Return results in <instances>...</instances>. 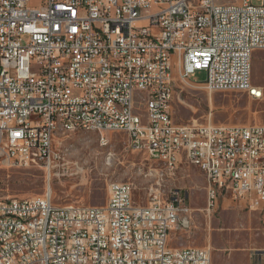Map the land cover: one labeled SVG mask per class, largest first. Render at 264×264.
<instances>
[{
	"label": "built area",
	"instance_id": "obj_1",
	"mask_svg": "<svg viewBox=\"0 0 264 264\" xmlns=\"http://www.w3.org/2000/svg\"><path fill=\"white\" fill-rule=\"evenodd\" d=\"M0 0V156L50 174L59 132L123 131L155 165L145 205L109 182L103 205L43 193L0 200V264H211V247L171 246L191 227L186 194L166 186L186 162L219 198L264 205V124L175 123L176 81L244 91L264 50V0ZM23 36L27 41L23 42ZM197 70L203 82H191ZM177 72V76H175Z\"/></svg>",
	"mask_w": 264,
	"mask_h": 264
},
{
	"label": "rangeland",
	"instance_id": "obj_2",
	"mask_svg": "<svg viewBox=\"0 0 264 264\" xmlns=\"http://www.w3.org/2000/svg\"><path fill=\"white\" fill-rule=\"evenodd\" d=\"M223 3L238 0H219ZM257 3L256 0H253ZM27 36H23V42ZM177 76V72H175ZM206 73L197 70L191 82H203ZM251 83L262 87V96L253 98L244 91L208 92L202 86L175 82L170 112L175 123L197 121L219 124H264V50L255 51L251 62ZM100 143L93 130L59 132L55 139L61 159L50 174L43 166L19 167L0 156V200L38 195L49 186L54 203L103 205L109 182H128L136 205H145L148 188L155 182V165L147 156L132 149L123 131L104 132ZM175 186L187 196L191 227L175 230L171 246L211 247L212 264H264L257 249L264 236V210H249L229 198H219L207 217L205 178L193 165L183 162L166 186Z\"/></svg>",
	"mask_w": 264,
	"mask_h": 264
},
{
	"label": "crops",
	"instance_id": "obj_3",
	"mask_svg": "<svg viewBox=\"0 0 264 264\" xmlns=\"http://www.w3.org/2000/svg\"><path fill=\"white\" fill-rule=\"evenodd\" d=\"M240 204H242V203H240ZM242 206L246 207L244 204H242ZM258 210L259 211L264 210V205L260 209H258ZM209 215H207V217ZM257 249H263V250H261V252L259 251V256H260L259 258H261L262 254H264V236H261V239L259 241V246L257 247ZM211 264H212V258H211Z\"/></svg>",
	"mask_w": 264,
	"mask_h": 264
},
{
	"label": "bare ground",
	"instance_id": "obj_4",
	"mask_svg": "<svg viewBox=\"0 0 264 264\" xmlns=\"http://www.w3.org/2000/svg\"><path fill=\"white\" fill-rule=\"evenodd\" d=\"M80 130H82V129H80ZM86 130H90V129H86ZM102 143H106V142H102Z\"/></svg>",
	"mask_w": 264,
	"mask_h": 264
}]
</instances>
